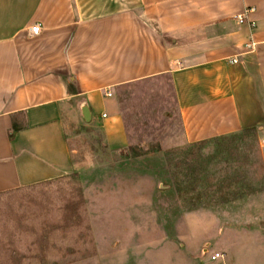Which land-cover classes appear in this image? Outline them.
Masks as SVG:
<instances>
[{
  "label": "crops",
  "instance_id": "1",
  "mask_svg": "<svg viewBox=\"0 0 264 264\" xmlns=\"http://www.w3.org/2000/svg\"><path fill=\"white\" fill-rule=\"evenodd\" d=\"M164 75L185 141L260 140L264 0H0V193L73 170L74 113L122 144L117 88Z\"/></svg>",
  "mask_w": 264,
  "mask_h": 264
},
{
  "label": "rangeland",
  "instance_id": "2",
  "mask_svg": "<svg viewBox=\"0 0 264 264\" xmlns=\"http://www.w3.org/2000/svg\"><path fill=\"white\" fill-rule=\"evenodd\" d=\"M115 97L122 144L74 113L73 170L0 193V264H264L260 140L185 141L165 75Z\"/></svg>",
  "mask_w": 264,
  "mask_h": 264
},
{
  "label": "built area",
  "instance_id": "3",
  "mask_svg": "<svg viewBox=\"0 0 264 264\" xmlns=\"http://www.w3.org/2000/svg\"><path fill=\"white\" fill-rule=\"evenodd\" d=\"M250 10H251V9L248 8V10H245V11L247 12V11H250ZM236 18H237V20H238L239 22H243V21H244V13H243V14H242V13H241V14H237V15H236ZM250 24H251V25H254V22L251 21ZM38 30H39V26H38V25H34V26L31 27V32H33V33H37ZM252 45H253V42H251V43H249V44H246L245 46H246L247 48H251ZM105 95H110V93H109V92H106ZM102 116H105V114H102ZM260 143H261V144H264V137H261V138H260ZM222 256H223V254L220 253V252H213V253L210 255V259H211V260H215V259L221 258Z\"/></svg>",
  "mask_w": 264,
  "mask_h": 264
},
{
  "label": "water",
  "instance_id": "4",
  "mask_svg": "<svg viewBox=\"0 0 264 264\" xmlns=\"http://www.w3.org/2000/svg\"><path fill=\"white\" fill-rule=\"evenodd\" d=\"M80 112H81V116L84 120H89L90 119V113L89 110L87 108V105L85 104V102H82L81 106H80Z\"/></svg>",
  "mask_w": 264,
  "mask_h": 264
},
{
  "label": "trees",
  "instance_id": "5",
  "mask_svg": "<svg viewBox=\"0 0 264 264\" xmlns=\"http://www.w3.org/2000/svg\"><path fill=\"white\" fill-rule=\"evenodd\" d=\"M240 132H243V136H242L243 139L246 137L247 134H250L252 139H256L255 132L251 129H243ZM236 133H238V132H236ZM236 133H233V134L235 135ZM203 141H205V140H203ZM200 142H202V141H200Z\"/></svg>",
  "mask_w": 264,
  "mask_h": 264
}]
</instances>
